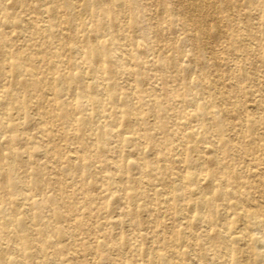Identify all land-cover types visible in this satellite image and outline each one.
<instances>
[{
	"label": "rangeland",
	"instance_id": "rangeland-1",
	"mask_svg": "<svg viewBox=\"0 0 264 264\" xmlns=\"http://www.w3.org/2000/svg\"><path fill=\"white\" fill-rule=\"evenodd\" d=\"M87 4L0 0V264H264V0Z\"/></svg>",
	"mask_w": 264,
	"mask_h": 264
},
{
	"label": "bare ground",
	"instance_id": "bare-ground-1",
	"mask_svg": "<svg viewBox=\"0 0 264 264\" xmlns=\"http://www.w3.org/2000/svg\"><path fill=\"white\" fill-rule=\"evenodd\" d=\"M93 1V2H92ZM108 1V0H107ZM209 1V0H208ZM90 2V6L92 5V6H94L96 9H98V8H100L101 7V5H102V3H103V0H84V3H85V5H84V9H83V14L84 13H86V14H88V4L87 3H89ZM206 2V1H205ZM245 2H246V0H245ZM207 3H209V2H207ZM206 3V4H207ZM247 3H249V1H247ZM112 4H114L115 5V2L113 1V3ZM122 4L123 3H121V1H119V3H118V5L117 6H122ZM189 4V3H188ZM195 4V3H194ZM200 4V3H199ZM196 5V4H195ZM202 6V5H201ZM205 7H208L207 5L205 6ZM156 8H157V11H162L163 9H165L164 7H163V5H156ZM193 8V7H192ZM188 9V8H187ZM205 9H207V8H205ZM166 10V9H165ZM200 11V10H199ZM206 11V10H205ZM213 11V10H212ZM190 15V14H189ZM113 28H114V26H113ZM218 28V27H217ZM219 31V30H218ZM123 41H125V38H123ZM124 47H125V45H124ZM123 139V138H122ZM28 249H29V252L26 254V257H28V258H30L31 260H32V264H44V261H45V259L44 260H42V258L43 257H47V255L46 254H44L43 252H40L38 249H36L35 247H34V243L33 244H31L30 245V248L28 247ZM143 254V255H142ZM141 254V258H143L144 257V254L145 253H142ZM49 258V257H48Z\"/></svg>",
	"mask_w": 264,
	"mask_h": 264
}]
</instances>
